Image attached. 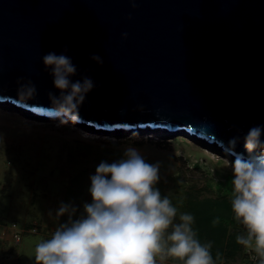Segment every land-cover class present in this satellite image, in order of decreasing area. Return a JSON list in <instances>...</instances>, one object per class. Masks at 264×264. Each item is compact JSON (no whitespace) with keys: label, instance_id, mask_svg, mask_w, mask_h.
Instances as JSON below:
<instances>
[{"label":"water","instance_id":"1","mask_svg":"<svg viewBox=\"0 0 264 264\" xmlns=\"http://www.w3.org/2000/svg\"><path fill=\"white\" fill-rule=\"evenodd\" d=\"M65 48L95 84L79 123L191 131L230 155L264 125V0H0V102L55 117L42 57Z\"/></svg>","mask_w":264,"mask_h":264},{"label":"rangeland","instance_id":"2","mask_svg":"<svg viewBox=\"0 0 264 264\" xmlns=\"http://www.w3.org/2000/svg\"><path fill=\"white\" fill-rule=\"evenodd\" d=\"M6 103L0 105V264H37V243L50 238L67 220V215L56 216L60 202L78 205V215L83 202L91 199L89 174L96 164L101 159H118L129 145L137 147L150 163H159L160 179L155 186L174 206L184 199L200 216L232 214V185L227 182L232 177V155L185 130L168 131L167 136L165 131L92 133L90 129L96 127L47 120ZM209 179L213 180L211 186ZM227 186L230 191L225 197ZM174 222H179V215ZM205 222V231L212 238L224 237V228L212 230ZM13 225L24 230L20 243L14 238ZM34 228L36 233L31 232ZM167 246L157 253L166 256L156 264H178L167 254ZM247 250L255 249L244 245L243 254Z\"/></svg>","mask_w":264,"mask_h":264},{"label":"clouds","instance_id":"3","mask_svg":"<svg viewBox=\"0 0 264 264\" xmlns=\"http://www.w3.org/2000/svg\"><path fill=\"white\" fill-rule=\"evenodd\" d=\"M91 58L103 64L99 54ZM42 62L57 90L48 94L49 111L61 123L75 122L93 79H73L78 69L67 48L45 53ZM243 141L245 153L231 151V207L246 229L237 242L253 246L264 258V125L251 126ZM159 179V163L147 161L135 146L126 147L118 159H101L89 174L91 199L83 202L82 211L77 215L78 205L60 202L56 216L67 215V220L37 243V264H156L165 244L167 254L182 264H213L211 245L195 237L193 215L181 213L174 222L177 208L155 186Z\"/></svg>","mask_w":264,"mask_h":264},{"label":"trees","instance_id":"4","mask_svg":"<svg viewBox=\"0 0 264 264\" xmlns=\"http://www.w3.org/2000/svg\"><path fill=\"white\" fill-rule=\"evenodd\" d=\"M231 178V176H228V183H231ZM208 181V184L211 186L213 180L209 179ZM220 186H222V183H220L218 188H221ZM229 191V186H227V189L225 191V197H227L226 192ZM176 208L177 215H180L183 210H187V213H191L193 215L194 221L192 229L195 232V237L200 241L201 244L211 245L210 252L213 257V264H241L244 259V245L237 242V236L245 235L246 229L243 224L236 221L232 207H229L231 208L232 214L216 212L212 215L200 216L198 213L193 211L194 208H191L188 200L186 201L184 199H179ZM203 221H206L205 223H210L211 227L209 228L212 230L224 228L225 233L227 231L229 232V236L225 237L224 233V237H220V240H215L209 233L205 231ZM217 242L219 243V245L217 244ZM172 260L178 264L182 263L181 261L173 257Z\"/></svg>","mask_w":264,"mask_h":264},{"label":"built area","instance_id":"5","mask_svg":"<svg viewBox=\"0 0 264 264\" xmlns=\"http://www.w3.org/2000/svg\"><path fill=\"white\" fill-rule=\"evenodd\" d=\"M12 228L15 230V233H14V238L16 240L17 243H20L21 242V234H24V230H20L18 231L16 229V225H13ZM37 229L34 228L32 229V233H36ZM165 255H156L155 257V260L156 261H160L161 259L164 258ZM261 259H264L262 258L255 250H247L245 253H244V259L243 261L241 262V264H260L261 262ZM179 264H182V263H179Z\"/></svg>","mask_w":264,"mask_h":264},{"label":"bare ground","instance_id":"6","mask_svg":"<svg viewBox=\"0 0 264 264\" xmlns=\"http://www.w3.org/2000/svg\"><path fill=\"white\" fill-rule=\"evenodd\" d=\"M3 104H8V103H6V102H0V105H3ZM5 107L6 108H10L11 109V107L9 106V105H5ZM38 116V115H37ZM40 117H43V116H40ZM43 118H45V119H47V120H59L58 118H56V117H52L51 116V118L50 117H43ZM85 126H87V125H85ZM91 131H89V132H101L102 130L100 129V128H92V129H90ZM106 131V130H105ZM118 132L119 130H108L107 132L109 133V132ZM165 131V135L167 136V135H169V134H171V133H177V132H180L179 130H177L176 132H171V133H169L168 131H166V130H164ZM120 132H123V131H120ZM120 132H118V133H120ZM163 132V131H162ZM154 134H158V133H160V131H155V132H153ZM91 134V133H90ZM233 157V156H232Z\"/></svg>","mask_w":264,"mask_h":264}]
</instances>
